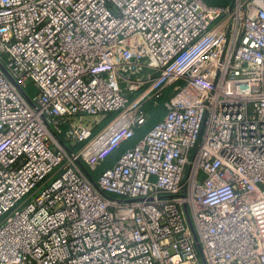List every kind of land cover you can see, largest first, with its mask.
Returning <instances> with one entry per match:
<instances>
[{"label": "built area", "instance_id": "obj_1", "mask_svg": "<svg viewBox=\"0 0 264 264\" xmlns=\"http://www.w3.org/2000/svg\"><path fill=\"white\" fill-rule=\"evenodd\" d=\"M210 1L0 0V264H264V0Z\"/></svg>", "mask_w": 264, "mask_h": 264}, {"label": "trees", "instance_id": "obj_2", "mask_svg": "<svg viewBox=\"0 0 264 264\" xmlns=\"http://www.w3.org/2000/svg\"><path fill=\"white\" fill-rule=\"evenodd\" d=\"M231 2V0H212L210 2H208V4L212 7H224L229 5ZM170 92H171V88L168 87L164 90L161 98L157 101V102H152V101H147V103H145L143 105V110L147 116V120L145 122L144 125L140 126L139 128H137L135 130L134 136L132 139H130L129 141L125 142V144H122L120 146V148L117 150L120 152H124L122 150L123 146L127 145V147H125L124 150L129 149L131 147H133L135 144H137L139 142V140L154 126L156 125L159 121H161V119L163 118V116L166 114V107L165 104L170 96ZM165 102L164 103V107L161 104L160 108L159 107V103L160 102ZM114 113L108 114L109 117L105 118V120L102 122V124L104 125L106 122H110L114 117L113 115ZM107 115V116H108ZM107 123V124H108ZM102 126V125H101ZM96 128H94L93 133H95ZM122 150V151H121ZM118 153L115 154V152L109 157L107 158L102 164L101 166L95 171V172H88V170L81 164V167L83 169V171L85 173H87V175L91 178V179H95L96 176L98 174H100L104 169H107L109 167H111L116 161L117 159L120 157V154L118 156Z\"/></svg>", "mask_w": 264, "mask_h": 264}, {"label": "rangeland", "instance_id": "obj_3", "mask_svg": "<svg viewBox=\"0 0 264 264\" xmlns=\"http://www.w3.org/2000/svg\"><path fill=\"white\" fill-rule=\"evenodd\" d=\"M231 2H232V0H231ZM231 2H230V4H231ZM230 4H229V5H230ZM28 92H29V94H31V95L33 94L32 88H31L30 86L28 87ZM136 95H137V94L133 95L130 99L132 100L133 98L136 97ZM145 103H147V102H145ZM145 103H144V104H145ZM164 103H165V102H163V101L160 102L158 108H160L161 104H162L163 107H164ZM144 104H143V105H144ZM143 105H142V110H143ZM143 111H144V110H143ZM110 115H111V114H110ZM112 115H113V117H115V116L117 115V113H114V114H112ZM107 117H109V115H108V116L106 115V116H104L103 118H101L100 121H99V123L94 127V128L97 129V130L95 129L96 131H95L94 135H96L97 133H99V131H101L103 128H105L107 125H109V123H110L111 121H110L109 123L106 122L104 125L102 124V122H103V121L105 120V118H107ZM107 123H108V124H107ZM101 125H102V126H101ZM124 144H125V143H124ZM125 147H127V145H126V146H125V145L123 146V148H122L123 151H125V150H124ZM122 150H121V151H122ZM118 152H119V151H116L115 154H117ZM121 153H122V152L118 153V156H119ZM27 198H28V197H27ZM1 220H2V218H0V221H1Z\"/></svg>", "mask_w": 264, "mask_h": 264}]
</instances>
